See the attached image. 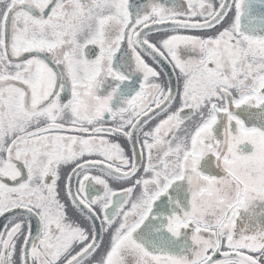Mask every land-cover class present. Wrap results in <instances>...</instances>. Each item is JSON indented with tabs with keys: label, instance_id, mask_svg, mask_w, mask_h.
I'll use <instances>...</instances> for the list:
<instances>
[{
	"label": "snow or ice",
	"instance_id": "6c2138e0",
	"mask_svg": "<svg viewBox=\"0 0 264 264\" xmlns=\"http://www.w3.org/2000/svg\"><path fill=\"white\" fill-rule=\"evenodd\" d=\"M0 264H264V0H0Z\"/></svg>",
	"mask_w": 264,
	"mask_h": 264
}]
</instances>
